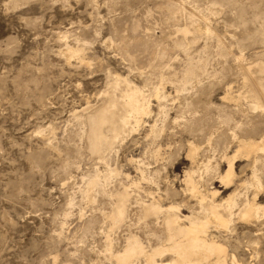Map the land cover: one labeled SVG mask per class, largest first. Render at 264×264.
<instances>
[{
    "label": "rangeland",
    "instance_id": "1",
    "mask_svg": "<svg viewBox=\"0 0 264 264\" xmlns=\"http://www.w3.org/2000/svg\"><path fill=\"white\" fill-rule=\"evenodd\" d=\"M173 2L207 15L198 21L201 32L188 35L186 49L173 44L180 41L177 27L189 21L172 8V0H0V264H114L104 253V215L113 197L96 193L87 201L81 190L89 175L114 167L118 176L108 191L137 182L144 200L155 196L188 215L182 191L184 172L192 166L188 143L198 146L200 161H218L223 173L227 164L220 155L228 136L264 135V111L254 112L239 99L246 90L242 66L264 62V0ZM207 27L214 32L206 34ZM65 48H81V57L67 55V62L61 54ZM184 72L189 73L185 79ZM115 74L149 94L151 114L120 137L104 160L89 152L79 117L84 108L101 103ZM161 75L172 80L164 83L168 116L158 119L164 130L153 139L148 131L158 104L152 90ZM253 124L257 130L249 132ZM228 143L231 155L236 146ZM238 157L236 182L226 189L214 178L211 186L205 182L218 190L217 200L250 175L249 160ZM139 169L147 176L157 171L158 181L142 179ZM261 175L264 183V170ZM263 192L257 197L261 205ZM137 216L134 207L131 230L144 235L145 245L155 243L149 230L154 226ZM126 223L111 232L115 249L124 244ZM232 227L233 234L211 232L240 264H264V215L236 220Z\"/></svg>",
    "mask_w": 264,
    "mask_h": 264
},
{
    "label": "bare ground",
    "instance_id": "2",
    "mask_svg": "<svg viewBox=\"0 0 264 264\" xmlns=\"http://www.w3.org/2000/svg\"><path fill=\"white\" fill-rule=\"evenodd\" d=\"M172 3V8L174 9L176 7V12L179 16L181 15L189 21L188 25H183L182 27L178 26L176 29V32L180 35V41L178 39H174L175 42L172 41V43L174 42L173 44H177L178 42L181 45L178 49H181V47L184 48L188 44V35L201 32L198 21L202 20L205 22L207 20V15L202 12L201 9V11L198 9L196 10V7L193 5L186 8L185 5L180 2L179 4L172 0ZM222 8L220 7V9ZM164 9H167L166 4ZM209 12L211 13L212 11L209 9ZM211 29V27L205 28V33L212 34L214 31ZM124 47L126 49V46ZM225 48L228 50V47ZM65 49L66 50H61V54H64L63 56L66 57L67 62H69L71 56L81 57V48ZM133 56H131V58ZM131 58L129 57L128 59ZM241 58L242 56L237 59L240 60ZM190 64L191 62L189 65ZM241 69L246 90L240 95L239 99L246 100V108L248 107L254 112L256 110L264 111V62H258L254 66H247L244 68L242 66ZM183 75L185 79V76L188 77L189 73L184 72ZM191 75L197 76L195 73ZM184 79H182L183 83H186L187 80L184 82ZM165 82H170L171 84L172 80L164 78L163 75H161L159 84L157 86L154 84L155 87H153L152 90L158 104L157 117L155 120H152L153 123L149 125L148 131V137H153V139L164 130V128L157 125L158 119L161 118L162 121H166L168 116L164 104L162 103L167 97L164 91ZM184 85L186 84H183V86ZM176 88L179 89V87ZM148 95V93L145 94L141 88L135 86L126 77H122L118 74L113 75L108 83L107 89L103 92L101 103L94 108H84L83 114L79 117L80 124L84 126V137L89 147V152L91 150L92 154H95L99 159H103L107 151L111 149L112 145L120 137L131 133L136 127L140 126V123L143 122V118L151 114ZM256 127L257 126L254 124L251 125L249 132L257 130ZM228 137H230V139L228 138L229 140H226L227 143L220 155V160H223L227 164V169L223 173L219 172L220 165L218 161H215L214 164L211 162L210 158L205 161H200L198 158V146L194 144V142L188 143L187 157L190 159L192 166L184 172L182 178L183 196L185 195V197L188 198L184 205L190 209L188 215H182L180 205L167 204L168 206H164L160 201L155 199V196L150 198V200H144L138 191L139 186L137 182H132L130 185L128 184V186H124L112 192L108 191L107 185L112 181V178L118 174L114 167L103 175L97 172V170L89 175L85 181V186L81 190V194L87 201H93L96 193L113 197L110 211L104 215L108 225L104 253L114 264H140L142 262L143 264H163V260L165 259L168 260H166L167 263L164 262L165 264H240L237 259L238 257H236L237 255L235 256L234 253L228 250V244L217 239V236L211 231L225 232L226 235L228 233L233 234L232 231L234 229L232 226L236 220L251 221L254 217L259 218L261 215H264V205L257 202L259 193L264 190V183L261 180V171L264 170V135L261 133L258 138H256L252 136V134L233 132ZM211 138L208 137V141ZM230 140L232 143H235L236 146L235 151L231 155L228 154V149L230 147L228 141ZM157 151L158 150L155 151V155ZM238 156H243L249 160L250 175L243 180L241 179V184L227 196L225 195L226 197L217 200L218 190H209V188H206L205 182L211 186L212 182L210 180L214 178V180L220 182L225 189L233 182H236L234 181L236 175L234 164L236 157L239 158ZM141 163L143 164V162ZM142 169H145L143 165ZM142 169H139L142 179L148 178V180H153V182L158 181L157 179L155 180L157 171L147 176ZM80 189L81 188H79V190ZM250 190H252V192L249 193ZM165 200L167 199L165 198ZM188 201H192L193 203L189 205ZM134 207L138 213L137 221H147V226H154L149 230L152 231V235L156 237L157 241H155V243L145 245L147 243H145L146 240L143 241L141 238L144 235H140L138 233L140 231H135L136 227H133L134 230H131V226L135 225L133 222L134 217L130 218V213ZM124 223H126V230L128 229L127 225L129 226L124 244L122 248L115 249L113 241L110 238L111 232L120 228ZM144 230H146L145 227ZM228 238L229 237H227V239Z\"/></svg>",
    "mask_w": 264,
    "mask_h": 264
}]
</instances>
